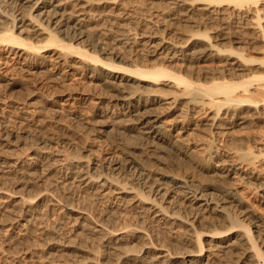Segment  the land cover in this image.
I'll use <instances>...</instances> for the list:
<instances>
[{
	"label": "bare ground",
	"instance_id": "obj_1",
	"mask_svg": "<svg viewBox=\"0 0 264 264\" xmlns=\"http://www.w3.org/2000/svg\"><path fill=\"white\" fill-rule=\"evenodd\" d=\"M69 1L0 0V27L8 25L0 33V77H9L14 61L47 67L60 84L46 91L47 81L36 77L33 92L60 103L64 113L57 119L35 110L11 115L0 98V264H264V220L219 182L239 168L215 169L209 145L183 143L190 130L229 140L233 126L262 114L264 99L249 96H264V0H142L157 25L177 20L181 36L203 45L199 50L168 38L164 29L140 35L108 30L125 49L138 44L201 77L236 80L208 84L161 68L123 74L101 67L97 54L72 46L93 42L86 13L97 4ZM200 27L206 31L191 33ZM25 30L45 43L15 35ZM96 48L121 58L100 43ZM135 75L152 84H128ZM254 78L262 83L249 87ZM160 80L173 82L163 91L153 87ZM187 112L197 114L194 125ZM85 133L105 138L116 157L99 161L101 147L85 141ZM242 139H233L236 155L250 167L240 174L264 196V175L255 171L264 164L256 165L254 154L264 136L253 147Z\"/></svg>",
	"mask_w": 264,
	"mask_h": 264
},
{
	"label": "rangeland",
	"instance_id": "obj_2",
	"mask_svg": "<svg viewBox=\"0 0 264 264\" xmlns=\"http://www.w3.org/2000/svg\"><path fill=\"white\" fill-rule=\"evenodd\" d=\"M87 1H90L92 4L95 5L97 4V6L91 7L88 13H86L88 17L89 16L92 17V21L89 24V27L95 30L94 31L95 36L92 39L93 42L92 41L88 42L84 40L74 41L72 46L74 48L85 50L87 51L88 54H92V55L97 54L101 60V63H98L101 67L110 68L112 70H115L116 72L123 74H128L126 73V70H133L135 68H139L140 70L161 68L174 76L182 77L183 79L192 83L199 82L202 84H208L211 83V78H215V81H223V80L228 82H230V80L236 81L235 77H201L195 73H191L190 71L191 69L185 65L179 67L175 64L167 63L166 61L163 60L161 56L158 57L151 55L150 53H148V49L146 47H142L141 45L139 46L138 44L130 49L129 48L125 49L120 45L114 44L112 39H110V35L113 36L114 35L113 32L116 31L117 28L128 30L130 31L131 34L134 35H140L142 33L144 34L149 32L153 33L157 31L162 32V29H164L163 31L164 35L176 42L179 43L185 42L184 44L188 43L190 44L188 46L195 48V50H199L203 48V45L201 44L192 45L191 40L185 41L184 36H181L184 30H180L181 25L177 24L178 23L177 20H175L176 22L170 20L168 21L169 17L165 19L168 21L166 23L172 24L174 22L179 27H177L176 24L169 25L166 28H162L160 25H157L154 15L151 14L152 11L149 12V10L144 8L142 0H87ZM73 5L74 3L69 1V7ZM74 11H76V8L74 9ZM5 26L8 27L7 24ZM5 26L0 27V33L2 32V30H4ZM182 28L183 27L181 26V29ZM108 30H110L113 33V35L112 34L107 35V33H109ZM205 31H206L205 27H200L199 29H191V33H204ZM18 32L19 31H16L15 35H18L21 39L25 40L26 42H29L36 46L43 45L45 43L43 37L32 36V34L28 32V30H25V32L22 33H18ZM67 39L68 38L66 37L65 41ZM96 42L100 43L103 48L108 49L109 53L112 54L117 53L121 58H116L108 54L106 55L100 54L99 49L96 48ZM20 47L23 48V46L21 45ZM14 62L8 63L9 66L7 65V68L9 67L7 69V72L8 70H10V72H8V75L9 77H11V79L9 77H7V79H2L0 77V96H1L0 98L3 100L5 99L4 100L5 106L8 107L6 108V110L10 112L11 115H16V116L18 115V113H20V111L24 112L25 110H35L46 114L48 117L50 116L56 119L59 117H63L64 113L61 110L60 103L52 104L50 103V101H48L47 98L45 97L42 98V96L38 95L36 92H33V85H35V83L37 84V82L40 79H41L40 83L42 84L47 81L46 82L47 84L46 83H44L45 85L43 84L46 87L45 89L46 91L51 90V88L57 87L60 84L59 81L61 80L58 78L59 75L57 74L54 75V73L48 71L47 67L45 68L41 66H35L34 68H29V66H27L28 65L27 63H22L21 61H14ZM31 73H34V75H30ZM30 76H32L31 77L32 80L30 79ZM36 77L39 78L37 79ZM136 77L138 78L136 81H129L128 84L133 86H141L146 89L149 88L150 85L152 84L149 83L152 82V80L150 79L139 76ZM246 78H250V77H244V79ZM259 79L260 78H254L253 79L254 81L249 83L248 86L254 87L256 84L262 83V81L257 82V80ZM29 82L32 83V86L31 83ZM172 82L173 81L170 80L167 81L160 80L156 82L155 83L156 85L153 87H157L163 91H167L168 87L171 85ZM54 85L55 87H53ZM30 88L32 91L29 90ZM249 99H251V101L253 102H259L261 99H264V96L259 94H253L249 96ZM215 100L218 101L219 98H216ZM250 105L253 104L251 103ZM178 108H180L181 110L184 109L179 106ZM187 114H188L187 118L189 119V125H194L195 121L198 120L197 114L192 112H187ZM9 119L10 117H8V120ZM62 120H64V118ZM65 120L68 122V124L74 126L75 123L73 121L70 120L71 121L70 122L68 119ZM168 120L169 119L165 120V122H167ZM230 122L232 121L230 120ZM51 124L52 123H49L47 129L46 128L43 129L42 130L43 132L41 131V133H47L51 128V126L53 125ZM0 125L3 124L0 123ZM3 126L2 128L0 127V134L4 131ZM77 127L79 128V126ZM232 132L233 133L230 136L231 139L229 138L228 140V138L222 136H217L216 138L211 139L208 138L209 136L199 134L194 130H190L184 136L185 139L183 143L185 148H189V149L193 148L196 145V143H202L203 148L205 147L207 148V145H209L210 153L212 157L210 161L211 167L218 170L219 169L225 170L226 168H229V165H232L235 166L236 168H239L238 173L240 174V171L243 170L246 172L250 166L238 160L236 154L238 152L237 148H239V146L238 144L236 145L233 139L241 140L243 138L242 140L245 141L247 145L253 147L254 144L252 141L256 138L264 136V110H262V114L258 118H255V116L253 118L251 117L250 120H248L247 125L238 126V127L233 126ZM82 135H83L82 137H85V141L87 139L88 142L89 139V141L93 142L94 144L100 145L101 153L99 154L95 153V155L96 158L99 161H102L103 164H104V160H102L103 157L104 158L105 157L107 158L109 156L116 157V154L111 155L112 146L108 144V141L105 140V138L97 135H92V136L88 135L87 137L86 133ZM246 138L249 140H245ZM210 140L211 143L209 142ZM71 141H73L74 143H78L79 139L77 140L75 138H71ZM229 141H231V143ZM65 151H67V149ZM254 154L258 156V162L256 163V165L260 164V162H263L264 164V147L260 148L259 151H256L255 149ZM261 164L258 165L260 166V169L258 167V169H255V171L257 174L264 175V165ZM126 173L129 174L130 176L134 175L133 171H128ZM238 173L236 175L234 173H228L226 177H222L221 180H219V182L222 183V185L231 194L238 197L239 201H241L242 207L246 208L247 211L250 210L249 212L253 213L256 217L258 218L260 217V219L264 220V196L262 194L261 188H257V186L253 184V182L246 183L247 181L243 179V174L239 175Z\"/></svg>",
	"mask_w": 264,
	"mask_h": 264
}]
</instances>
